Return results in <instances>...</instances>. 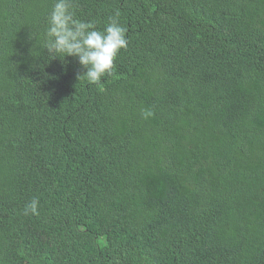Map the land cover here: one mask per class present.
Wrapping results in <instances>:
<instances>
[{
    "label": "trees",
    "instance_id": "16d2710c",
    "mask_svg": "<svg viewBox=\"0 0 264 264\" xmlns=\"http://www.w3.org/2000/svg\"><path fill=\"white\" fill-rule=\"evenodd\" d=\"M52 2L0 0V264H264V0H74L98 84Z\"/></svg>",
    "mask_w": 264,
    "mask_h": 264
},
{
    "label": "clouds",
    "instance_id": "9594fccd",
    "mask_svg": "<svg viewBox=\"0 0 264 264\" xmlns=\"http://www.w3.org/2000/svg\"><path fill=\"white\" fill-rule=\"evenodd\" d=\"M118 15V13H117ZM128 47L126 28L115 18H110L103 30L92 21L77 17L74 0H53L47 18L44 49L53 57L71 56L86 70L83 75L88 83L98 84L102 77L111 74L114 61L121 49ZM145 117L150 112L143 113ZM27 211L38 214V200L33 199Z\"/></svg>",
    "mask_w": 264,
    "mask_h": 264
}]
</instances>
